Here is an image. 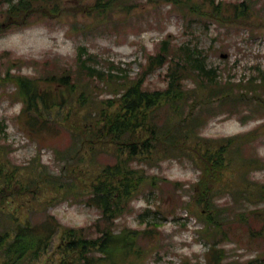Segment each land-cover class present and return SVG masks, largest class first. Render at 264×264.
<instances>
[{
    "label": "trees",
    "instance_id": "1",
    "mask_svg": "<svg viewBox=\"0 0 264 264\" xmlns=\"http://www.w3.org/2000/svg\"><path fill=\"white\" fill-rule=\"evenodd\" d=\"M118 1L123 11L129 9L128 0ZM170 1L177 2L184 13L207 14L239 23L246 22L254 4L252 0L235 3ZM208 3L209 11H206L204 5ZM60 4L59 0H0V32L29 24L34 15L56 17L63 9L71 8H63ZM113 5L114 0H97L93 5H80L77 9L104 14ZM159 45L156 52L148 54L141 75L136 77H130L113 61L106 67L100 65L98 55L87 51L85 45L77 46L74 63L66 64L59 72L44 67L37 75L26 76L12 74L9 66L4 71L0 68L1 79L12 81L21 99L18 117L26 133L39 138L45 132L58 133L61 128L73 132V147L66 151L55 150V155L63 161L61 172L45 183L53 190L63 186L65 194L82 198L81 181L85 174H90L85 177L86 203L100 212L95 223L77 227L62 225L52 214L38 220L28 216L20 221L16 217L12 230L0 232V264L39 259L49 251L55 235H59L54 247L56 260L52 259L54 254L49 255L44 264H144L154 253L160 252L159 224L152 222L158 217V209L147 207L140 213L138 218L144 227L118 229L115 221L131 210L132 202L141 192L147 188L152 192L158 190L164 178L148 173L146 165L173 157H187L201 171L192 185L193 203L199 208L197 213L203 225L198 232L211 242L208 263L223 264L227 256L219 244L236 234L233 224H247L249 215L253 214L251 210L232 213L230 204L219 205L216 196L229 185L232 203H240L242 199L256 202L264 199V185L247 177L250 167L258 160L238 157L248 134L219 138L203 136L198 131L203 123L198 109L214 101L223 104L237 98H262L264 71L258 68L257 75L238 80L231 75L223 78L218 67L208 65L205 51L197 44L186 42L174 46L170 38L165 37ZM164 65L165 86L150 88L145 83L146 73ZM188 78L194 80V87H187ZM93 79L104 84L107 96L99 97L93 92ZM239 89L241 92L237 93ZM5 129L6 125L0 120V134ZM104 146L112 150L113 162L90 168L89 173L82 167H74L84 163L87 154L93 159L97 150ZM235 159L241 160L238 169L242 178L231 181L226 172L232 171L230 164ZM4 167L0 161V208L12 203L15 195L37 192L45 174L44 170L37 169L31 187L26 185L27 181L17 178L16 169L4 171ZM61 178H65L66 183ZM150 213L156 214L147 219ZM190 259L183 257L179 264H193Z\"/></svg>",
    "mask_w": 264,
    "mask_h": 264
},
{
    "label": "rangeland",
    "instance_id": "2",
    "mask_svg": "<svg viewBox=\"0 0 264 264\" xmlns=\"http://www.w3.org/2000/svg\"><path fill=\"white\" fill-rule=\"evenodd\" d=\"M59 1L61 7H71L70 10L63 9L56 17L34 15L31 23L0 32L1 70L9 66L12 74L26 76L37 75L44 67L59 72L66 64L74 63L77 46L85 45L87 51L98 55L100 65L106 67L113 61L130 77H136L141 75L148 54L156 52L160 41L169 37L174 46L186 42L197 44L205 51L208 65L218 67L223 78L231 75L238 80L243 76L257 75L258 68L264 71V0H252L251 15L246 22L240 23L207 14L184 13L177 2L170 0H128L130 7L125 11L119 8V1L114 0V5L104 14L77 9L80 5H93L97 0ZM224 1L235 3L241 0ZM208 5H204L206 11H209ZM106 20L109 23H105ZM165 71L166 65L146 73L145 83L152 89L164 87ZM185 83L187 87L195 85L192 78ZM241 88L245 90V87ZM93 89L99 97L107 96V88L98 79H93ZM240 92L239 89L237 93ZM21 106L13 82L3 81L0 77V120L6 125L5 132L0 134V161L5 164L4 171L16 169L17 178L27 181L26 185L31 187L37 169L45 171L37 192L15 195L12 203L0 208V232L12 230L16 217L20 221L28 216L38 220L46 214L54 215L67 226L95 223L100 212L86 203L84 186L85 177L90 174L82 178V198L65 194L63 186L53 190L45 183L61 172L63 161L55 155V150L66 151L73 147V132L61 128L58 133L49 131L35 138L22 127V120L18 117ZM198 112L203 121L198 131L203 136L219 138L248 134L239 148L238 157L247 161L258 160L250 167L247 177L264 185V96L260 99H231L223 104L214 101L200 106ZM161 113L163 115L164 111ZM111 151L106 146L99 148L93 159L87 154L86 161L74 167H82L89 173L90 168L113 162L115 156ZM240 161L233 160L230 164L232 171L226 172L231 181L242 178L238 169ZM146 170L164 179L158 190L152 192L147 188L136 197L131 210L115 221L116 228L144 227L138 218L140 213L147 207L157 208L158 217L152 222L159 224L160 252L154 253L144 264H179L183 257H190L193 264H209L207 253L211 242L199 235L198 230L203 225L197 213L199 208L192 199V185L200 177V169L187 157H173L150 162ZM64 179L60 180L65 182ZM228 190L229 185L216 196L217 203L230 204L228 207L232 213L251 210L253 216L249 215L247 224H233L236 234L219 244L227 256L223 264H264V199L256 202L242 199L240 203H232ZM150 214L147 219H152L156 213ZM58 241L59 235H55L46 254L21 264H44L45 259L53 254L52 259L56 260L54 247Z\"/></svg>",
    "mask_w": 264,
    "mask_h": 264
}]
</instances>
